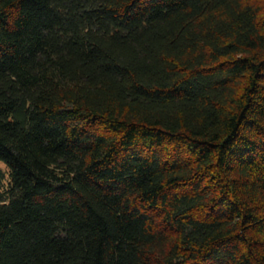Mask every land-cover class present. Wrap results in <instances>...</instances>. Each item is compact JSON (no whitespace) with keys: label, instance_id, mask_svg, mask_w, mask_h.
<instances>
[{"label":"trees","instance_id":"1","mask_svg":"<svg viewBox=\"0 0 264 264\" xmlns=\"http://www.w3.org/2000/svg\"><path fill=\"white\" fill-rule=\"evenodd\" d=\"M0 264H264V0H0Z\"/></svg>","mask_w":264,"mask_h":264},{"label":"rangeland","instance_id":"2","mask_svg":"<svg viewBox=\"0 0 264 264\" xmlns=\"http://www.w3.org/2000/svg\"><path fill=\"white\" fill-rule=\"evenodd\" d=\"M0 165H1L2 167H4V165H3L2 163H0Z\"/></svg>","mask_w":264,"mask_h":264}]
</instances>
